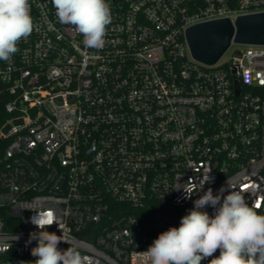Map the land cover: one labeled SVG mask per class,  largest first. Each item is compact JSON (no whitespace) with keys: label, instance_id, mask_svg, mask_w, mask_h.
Here are the masks:
<instances>
[{"label":"built area","instance_id":"2783aa9c","mask_svg":"<svg viewBox=\"0 0 264 264\" xmlns=\"http://www.w3.org/2000/svg\"><path fill=\"white\" fill-rule=\"evenodd\" d=\"M106 2L103 49L51 0H29L33 31L0 60V264H34L26 241L45 210L58 247L90 264H151L148 247L208 188L229 184L264 214V45L223 62L232 43L207 65L186 39L191 26L264 12V0ZM207 175L191 199L174 189Z\"/></svg>","mask_w":264,"mask_h":264},{"label":"clouds","instance_id":"9594fccd","mask_svg":"<svg viewBox=\"0 0 264 264\" xmlns=\"http://www.w3.org/2000/svg\"><path fill=\"white\" fill-rule=\"evenodd\" d=\"M51 2L58 21L74 26L83 35L87 48L105 47L107 26L112 22L111 6L106 0ZM32 31L29 0H0V60L10 61L19 51L18 42L27 39ZM206 182H210L209 175L199 184L190 178L174 189L182 190L184 198L191 199ZM207 206L213 208L212 215L203 210ZM55 222L50 210L36 212L31 218L38 231L29 234L26 245L37 241V246L31 249V255L37 258L34 264H90V258L77 248L58 247L61 242L66 243L64 236L47 231ZM217 250L219 256L209 264H264V214L249 206L244 195L229 184L227 189L222 186L216 195L208 188L181 218L179 227H170L159 234L146 250V257L151 264H201Z\"/></svg>","mask_w":264,"mask_h":264},{"label":"water","instance_id":"95a60500","mask_svg":"<svg viewBox=\"0 0 264 264\" xmlns=\"http://www.w3.org/2000/svg\"><path fill=\"white\" fill-rule=\"evenodd\" d=\"M186 39L194 59L214 65L232 43L264 45V12L239 16L234 22L219 19L191 26Z\"/></svg>","mask_w":264,"mask_h":264},{"label":"rangeland","instance_id":"374dc122","mask_svg":"<svg viewBox=\"0 0 264 264\" xmlns=\"http://www.w3.org/2000/svg\"><path fill=\"white\" fill-rule=\"evenodd\" d=\"M244 46H238V45H233L230 50L226 53V55L223 58V62H226L229 60V58L232 56L233 52L238 49V48H243Z\"/></svg>","mask_w":264,"mask_h":264},{"label":"trees","instance_id":"16d2710c","mask_svg":"<svg viewBox=\"0 0 264 264\" xmlns=\"http://www.w3.org/2000/svg\"><path fill=\"white\" fill-rule=\"evenodd\" d=\"M260 93H261V95L263 96V99H264V89H261ZM2 111H3V107L0 106V114L2 113ZM3 147H5V145H3V144L1 145V143H0V164L3 161Z\"/></svg>","mask_w":264,"mask_h":264}]
</instances>
